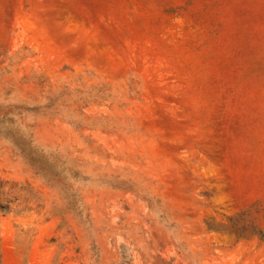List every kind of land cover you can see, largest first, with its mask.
Instances as JSON below:
<instances>
[{
    "label": "rangeland",
    "instance_id": "obj_1",
    "mask_svg": "<svg viewBox=\"0 0 264 264\" xmlns=\"http://www.w3.org/2000/svg\"><path fill=\"white\" fill-rule=\"evenodd\" d=\"M0 264H264V0H0Z\"/></svg>",
    "mask_w": 264,
    "mask_h": 264
}]
</instances>
